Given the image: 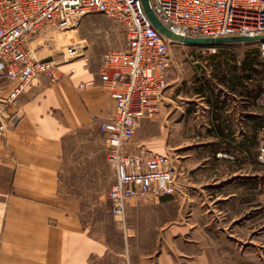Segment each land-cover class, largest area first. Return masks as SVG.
I'll list each match as a JSON object with an SVG mask.
<instances>
[{
    "label": "crops",
    "instance_id": "obj_1",
    "mask_svg": "<svg viewBox=\"0 0 264 264\" xmlns=\"http://www.w3.org/2000/svg\"><path fill=\"white\" fill-rule=\"evenodd\" d=\"M77 63L72 77L55 84L45 77L35 79L7 108L19 121L0 137V264H91L110 256L107 238L93 235L83 201L73 191L87 165L94 178L104 168L114 180L100 130L114 113V101L98 72ZM68 69L63 67L66 73ZM197 71L189 76L180 66L169 68L156 113L138 122L129 153L167 156L178 167L196 153L194 148H209L207 158L234 163L248 155L251 145L264 147V78L251 82L239 75L216 83L206 81L208 75L202 81L199 76L207 72ZM83 82L94 84L77 89ZM79 133L103 138L104 151L70 156L66 142ZM195 133L206 134L194 142ZM146 208L137 203L134 210ZM131 239L136 237L126 240ZM163 240L155 241L161 244L159 255L140 253L139 264H171L163 247L170 240Z\"/></svg>",
    "mask_w": 264,
    "mask_h": 264
},
{
    "label": "rangeland",
    "instance_id": "obj_2",
    "mask_svg": "<svg viewBox=\"0 0 264 264\" xmlns=\"http://www.w3.org/2000/svg\"><path fill=\"white\" fill-rule=\"evenodd\" d=\"M64 31H71L70 43L83 49L77 64L91 73L98 72L106 53L124 49L126 42V26L120 20L89 12L67 29L41 31L32 43L37 57L60 61L63 48L57 50L51 37ZM169 59V68L180 66L189 76L195 69L199 73L203 69L207 74L199 76L202 81L205 75L209 76L206 81L216 83L239 75L249 76L251 82L264 78L257 42L203 47L174 42L169 45ZM254 87L251 83V91ZM203 134L195 133L194 142H201ZM93 136H71L66 151L70 156L104 151L103 138ZM107 149L105 146L106 157ZM193 150L196 153L182 165L177 167L171 161L176 182L173 195L150 193L129 199L122 216L111 211L109 192L115 183L111 164L113 181L106 169L94 178L86 166L85 177L73 192L83 201L91 232L107 238L110 252L106 260L91 264H127L129 260L139 264L140 253L159 255L160 243L166 238L170 242L163 247L171 254V264H264V147L251 145L248 155L234 163L207 158L209 148ZM237 152L233 150L234 159ZM129 203L133 206L128 207ZM137 203L146 204V210L136 212ZM129 237L136 239L127 242Z\"/></svg>",
    "mask_w": 264,
    "mask_h": 264
},
{
    "label": "built area",
    "instance_id": "obj_3",
    "mask_svg": "<svg viewBox=\"0 0 264 264\" xmlns=\"http://www.w3.org/2000/svg\"><path fill=\"white\" fill-rule=\"evenodd\" d=\"M149 5L169 32L183 38L264 36V0H149ZM89 12L126 26L124 49L106 53L98 71L114 101V113L100 130L115 172L111 211L122 216L129 199L176 191L169 157L127 150L138 122L156 113V103L167 88L169 45L180 43L153 26L141 0H0V137L19 121L18 114L9 115L7 108L35 79L45 77L54 84L70 78L76 73L73 64L82 56V47L73 44L60 61L37 57L32 48L35 37L48 27H72ZM257 45L264 62V40ZM93 84L79 83L77 89Z\"/></svg>",
    "mask_w": 264,
    "mask_h": 264
},
{
    "label": "water",
    "instance_id": "obj_4",
    "mask_svg": "<svg viewBox=\"0 0 264 264\" xmlns=\"http://www.w3.org/2000/svg\"><path fill=\"white\" fill-rule=\"evenodd\" d=\"M144 10L153 24V26L160 31L163 35H165L167 38H170L174 41L180 42L184 45L189 46H219V45H225V44H235V43H246V42H257L260 40H264V36H255V37H247V36H241V37H226V38H191V37H181L178 35H175L171 32H169L166 27L158 20V18L155 16V14L152 12L149 0H141ZM197 67H200L199 64H196ZM203 70V69H202Z\"/></svg>",
    "mask_w": 264,
    "mask_h": 264
},
{
    "label": "bare ground",
    "instance_id": "obj_5",
    "mask_svg": "<svg viewBox=\"0 0 264 264\" xmlns=\"http://www.w3.org/2000/svg\"><path fill=\"white\" fill-rule=\"evenodd\" d=\"M70 36H71V31H64V32H58V33L55 32L53 36L52 37L50 36V37L54 41L55 48L57 50L60 48H63V51L65 52L68 46L73 45L72 43H70Z\"/></svg>",
    "mask_w": 264,
    "mask_h": 264
}]
</instances>
